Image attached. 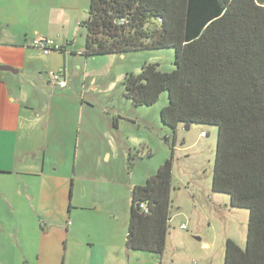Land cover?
<instances>
[{
    "label": "trees",
    "instance_id": "1",
    "mask_svg": "<svg viewBox=\"0 0 264 264\" xmlns=\"http://www.w3.org/2000/svg\"><path fill=\"white\" fill-rule=\"evenodd\" d=\"M80 25L85 56L173 48L172 71L144 63L125 74L123 94L148 106L166 91L159 117L172 129L217 126L211 190L248 210L245 246L226 239L223 264H264V0H90ZM171 166L133 186L127 249L163 252Z\"/></svg>",
    "mask_w": 264,
    "mask_h": 264
},
{
    "label": "rangeland",
    "instance_id": "2",
    "mask_svg": "<svg viewBox=\"0 0 264 264\" xmlns=\"http://www.w3.org/2000/svg\"><path fill=\"white\" fill-rule=\"evenodd\" d=\"M84 38L85 29L79 24L75 47H84ZM83 50L75 53L76 58L68 54L65 88L47 82L46 73L55 69L43 65L40 57V67L18 76V85L33 105L51 109L55 129L61 136L71 137L66 147L58 146L59 160L69 153L72 159L77 157L85 164L80 171L84 176H90L92 172L86 169L95 163V193L117 194L113 219L121 223L129 215L133 186L145 184L171 158L165 248L159 256L149 251L131 252L155 256L157 263L223 264L226 239L245 246L248 210L231 206L228 194L211 190L217 126L190 123L185 127L179 123L172 129L159 117L167 104L166 91L148 106H135L123 94L125 74L139 73L144 63L157 64L162 72L172 71L173 48L93 56H85ZM58 60L59 56H54L51 63ZM103 199L101 196L98 204L106 206ZM84 211L86 220L102 218L94 209ZM124 249L128 250L125 245ZM145 261L131 257L130 264Z\"/></svg>",
    "mask_w": 264,
    "mask_h": 264
},
{
    "label": "crops",
    "instance_id": "3",
    "mask_svg": "<svg viewBox=\"0 0 264 264\" xmlns=\"http://www.w3.org/2000/svg\"><path fill=\"white\" fill-rule=\"evenodd\" d=\"M89 3L0 0V64L16 69L0 70V264H130L131 257L168 264L125 251L128 218L113 219L117 194L95 193L94 162L84 176L77 157L59 160L58 146L66 147L71 137L61 136L51 109L35 107L18 85L19 74L40 67L39 57L67 72L68 54L84 48L75 42ZM36 36L55 39L67 53L42 54L30 45ZM54 56L59 60L51 63ZM101 196L106 206L98 204ZM85 209L102 218L86 220Z\"/></svg>",
    "mask_w": 264,
    "mask_h": 264
},
{
    "label": "built area",
    "instance_id": "4",
    "mask_svg": "<svg viewBox=\"0 0 264 264\" xmlns=\"http://www.w3.org/2000/svg\"><path fill=\"white\" fill-rule=\"evenodd\" d=\"M72 43V42H71ZM70 42L68 43L69 45L71 44ZM30 45L39 51L42 52L44 55H48L52 53L53 51L59 52L60 50L62 53H67L66 48H62V46L58 45L52 38L48 36H36L32 38ZM62 48V49H61ZM47 80L50 84L56 85L60 88L65 87L66 85V70L64 67H59L55 70H49L46 73ZM140 207L142 210L147 213L148 212V207L144 203L140 204ZM184 225H181V228H183Z\"/></svg>",
    "mask_w": 264,
    "mask_h": 264
},
{
    "label": "water",
    "instance_id": "5",
    "mask_svg": "<svg viewBox=\"0 0 264 264\" xmlns=\"http://www.w3.org/2000/svg\"><path fill=\"white\" fill-rule=\"evenodd\" d=\"M0 70L16 72V69H13V68L10 67V66H7V65H1V64H0ZM187 125H188V124H186L185 127H187Z\"/></svg>",
    "mask_w": 264,
    "mask_h": 264
}]
</instances>
